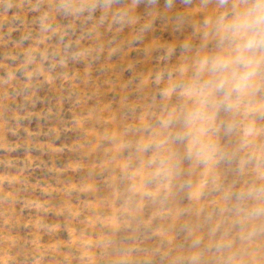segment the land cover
<instances>
[{"label": "rangeland", "instance_id": "rangeland-1", "mask_svg": "<svg viewBox=\"0 0 264 264\" xmlns=\"http://www.w3.org/2000/svg\"><path fill=\"white\" fill-rule=\"evenodd\" d=\"M241 2L0 0V264H264V81L201 70Z\"/></svg>", "mask_w": 264, "mask_h": 264}, {"label": "clouds", "instance_id": "clouds-1", "mask_svg": "<svg viewBox=\"0 0 264 264\" xmlns=\"http://www.w3.org/2000/svg\"><path fill=\"white\" fill-rule=\"evenodd\" d=\"M227 0H220L223 5ZM218 45L226 54L202 61V71H207L205 86L208 94L217 92V101L227 107L234 106L231 97L255 92L264 77L257 75V67L264 62V0H242L234 8L230 19L218 22ZM198 113H190L193 122Z\"/></svg>", "mask_w": 264, "mask_h": 264}]
</instances>
